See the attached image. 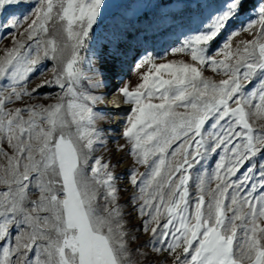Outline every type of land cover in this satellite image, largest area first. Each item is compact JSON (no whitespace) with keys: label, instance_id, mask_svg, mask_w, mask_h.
Masks as SVG:
<instances>
[{"label":"snow or ice","instance_id":"6c2138e0","mask_svg":"<svg viewBox=\"0 0 264 264\" xmlns=\"http://www.w3.org/2000/svg\"><path fill=\"white\" fill-rule=\"evenodd\" d=\"M21 2L0 0V11ZM244 2L227 0L202 30L172 49L191 62L157 63V56L146 54L136 65L143 69L140 82L118 89L131 105L123 137L146 168L130 176L132 185L139 182L140 213L150 217L146 244L167 252L172 264H264V125L257 128L253 119H264V2L258 19L241 29L251 40L233 47L239 35L233 32L210 54ZM102 5L105 0H37L20 35L33 41L48 34L49 24L59 25L63 47L55 38H38L32 54L31 45L10 33L13 47L0 56V264H136L134 252L147 255L129 246L135 237L122 220L118 177L100 158L89 163L102 143L101 114L94 110L102 97L82 81L100 88L103 81L94 76L103 73L91 61L83 67L80 51ZM20 24L13 18L0 27ZM43 59L62 67L29 92L26 83ZM206 66L226 78L205 77ZM53 83L61 89L56 103L5 107ZM209 153L219 160L210 176L196 177L193 203L189 170ZM212 181L215 187H208Z\"/></svg>","mask_w":264,"mask_h":264},{"label":"rangeland","instance_id":"374dc122","mask_svg":"<svg viewBox=\"0 0 264 264\" xmlns=\"http://www.w3.org/2000/svg\"><path fill=\"white\" fill-rule=\"evenodd\" d=\"M262 2L264 0H255L253 8L244 13L240 12L228 23L211 45V55L215 56L233 32H239V35L232 39L233 47L240 41L253 38L252 35L241 31V29L247 25L250 18L258 19V7ZM36 3L37 0H22L18 5L9 6L6 10L0 11V24L7 23L13 18L21 21L18 28L0 27V56L6 49L13 47V37L10 33H16L17 40L23 39L26 45H31L32 54H35V39L38 38L43 40L55 38L59 46L63 47L65 37L59 25L53 27L52 24H49L48 34L34 38L33 41H28L26 36L20 35L27 27V23H30V20L24 22L23 18L31 15ZM226 3L227 0H105V5H102V15L98 17V22L93 26L86 41L87 47L80 51V55L85 57L83 67L87 69L88 61H91L95 68L103 73L100 76H94V79L103 81V86L100 88H89L88 81H82L84 87L93 95L102 97L101 102L97 103L94 109L101 114L97 120V127L102 130V143L95 145L89 163L91 164L95 158H100L102 162L110 165V170L118 177L116 187L119 190L118 203L122 212V220L129 237H135L134 240L130 239L129 246L133 250L139 246L140 253L147 254L143 256L134 252L136 264H172L173 257L165 251L157 253L152 250L151 244H146L152 240V226L149 225L148 231L144 230V222L150 217L140 213L143 200L139 198V182L134 186L130 181L133 171L143 173L146 168L144 165L136 163L130 154L131 146L123 137L131 105L127 104L128 107L122 116L123 120L116 122L113 120L116 113H112L104 107L105 97L106 95L118 96L124 101V98L118 93V89L125 84L132 88L140 82L139 72H142L143 69L138 71L136 65L146 54L152 53L157 56V63L172 60L191 62L189 56L173 54L172 49L180 45L184 36L192 34L196 30H202L218 11L224 9ZM69 54L70 49L63 53L64 58L66 59ZM219 58L217 57V59ZM60 67L62 64L59 60L43 59L38 70L31 75L26 83L28 91L31 92L44 80H51L53 69ZM203 74L214 81L226 78L219 72H212L207 66L203 69ZM0 83L3 82L0 81ZM251 87L249 86L246 91H250ZM60 94L61 89L53 83L38 89L31 96L23 97L20 101L14 100L7 103L5 107L14 109L35 104L46 106L56 103ZM253 119H255L257 128L264 125V119L255 117ZM3 147L8 150L6 144ZM218 160L219 155L209 153L199 164L189 170L192 177L189 181L191 202L194 203L197 195L196 177L198 175L210 176ZM255 162L254 160L253 163ZM0 163H3V160H0ZM242 172L243 169L237 173V177L234 179L240 177ZM257 179L258 175L254 174L251 183H255ZM208 187H215V182L212 181ZM257 194H259V188ZM144 211L147 212L149 209L145 208ZM164 222L162 220L161 225ZM153 243H155L154 240ZM156 247L165 248L166 244L156 243ZM162 252H165L163 257L160 256Z\"/></svg>","mask_w":264,"mask_h":264},{"label":"trees","instance_id":"16d2710c","mask_svg":"<svg viewBox=\"0 0 264 264\" xmlns=\"http://www.w3.org/2000/svg\"><path fill=\"white\" fill-rule=\"evenodd\" d=\"M255 0H245L243 7L240 9L241 13L247 12L249 9L253 8Z\"/></svg>","mask_w":264,"mask_h":264},{"label":"built area","instance_id":"2783aa9c","mask_svg":"<svg viewBox=\"0 0 264 264\" xmlns=\"http://www.w3.org/2000/svg\"><path fill=\"white\" fill-rule=\"evenodd\" d=\"M164 254H165V252H162L160 256L163 257V256H165Z\"/></svg>","mask_w":264,"mask_h":264},{"label":"bare ground","instance_id":"6f19581e","mask_svg":"<svg viewBox=\"0 0 264 264\" xmlns=\"http://www.w3.org/2000/svg\"><path fill=\"white\" fill-rule=\"evenodd\" d=\"M113 96V95H112ZM119 122H121V121H119Z\"/></svg>","mask_w":264,"mask_h":264}]
</instances>
